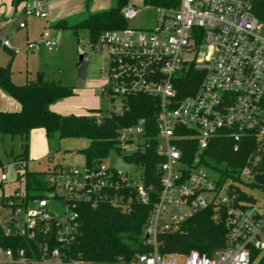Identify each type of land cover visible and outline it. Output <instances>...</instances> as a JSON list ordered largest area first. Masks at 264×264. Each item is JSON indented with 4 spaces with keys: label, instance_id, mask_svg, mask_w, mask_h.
Instances as JSON below:
<instances>
[{
    "label": "built area",
    "instance_id": "2783aa9c",
    "mask_svg": "<svg viewBox=\"0 0 264 264\" xmlns=\"http://www.w3.org/2000/svg\"><path fill=\"white\" fill-rule=\"evenodd\" d=\"M254 1L142 0L121 7L126 22L148 10L155 12L154 19L148 27L104 30L91 45L105 58L101 91L117 99V112L132 95L156 101L153 124L141 118L119 130L125 148L139 137L132 154L149 147L153 125L155 179L147 181L133 163L137 178L103 161L80 166L60 161L28 187V160L15 157L10 165L16 180L24 182L22 190L0 194V264H254L252 251H264V204L246 190L254 175L263 173L258 169L264 155V22L252 11ZM46 5L47 0H27L6 22L14 24L19 15L46 19ZM25 26L18 22L19 28ZM0 41L10 48L5 34ZM41 41L48 51L56 44L49 30L41 33ZM27 46L35 49L38 43ZM77 55L88 63L81 46ZM189 81L193 88L186 87ZM216 138L230 139L234 152L242 144L250 148L239 180L199 164ZM183 142L195 145L190 163L183 160ZM0 166L1 188L9 177ZM238 190L250 199H241ZM134 204L149 207L142 234L147 251L97 261L74 250L87 209L129 213ZM208 208L225 228L223 247L211 254L160 251L163 237L181 231Z\"/></svg>",
    "mask_w": 264,
    "mask_h": 264
},
{
    "label": "trees",
    "instance_id": "16d2710c",
    "mask_svg": "<svg viewBox=\"0 0 264 264\" xmlns=\"http://www.w3.org/2000/svg\"><path fill=\"white\" fill-rule=\"evenodd\" d=\"M27 0H12L17 6ZM126 0H116L111 8L90 13L78 20H60L52 25L56 29H69L78 41L79 32L86 31L87 42L95 44L102 31L118 29L126 26L121 17L120 9ZM252 11L264 22V0H255ZM189 85V86H188ZM193 83L187 86L193 88ZM0 88L20 103L18 111H0V133L19 136L24 141L32 129L42 128L47 137L56 134L59 139H86V146L79 149L86 164L104 160L111 150H119V130L135 124L144 118L153 124L157 115L155 99L145 95H132L126 99L122 112L110 111L100 114L91 109L85 115H61L50 110L49 106L59 99L73 95V89L50 80L43 72H37L24 84H15L10 78V66H0ZM185 88V87H184ZM154 128L150 127L147 138L149 147L145 151H136L123 156L129 164H134L143 170L147 181L155 179L158 162L154 152ZM183 160L191 162L195 154V145L181 143ZM244 144L238 152L232 150V141L228 138H216L210 141L208 147L200 155L199 164L219 172L225 177L237 181L241 168L246 164L249 155ZM27 144H23V155ZM20 156V155H19ZM1 164V162H0ZM259 171L264 173V155ZM41 171L26 172L27 186L31 178ZM149 178V179H148ZM249 187L259 188L264 193V186L251 183ZM239 191V190H238ZM240 197L250 199L245 191H239ZM148 206L134 204L129 213H120L108 207L96 211L87 209L81 217V232L74 250L82 253L85 258L97 261H109L116 256L131 257L137 252L147 251L142 243L143 227ZM213 209L208 208L189 219L181 231L163 237L161 252H189L194 249L200 253L211 254L215 249L225 245V228L223 224L212 219ZM0 240H2L0 233ZM254 264H264V251H252Z\"/></svg>",
    "mask_w": 264,
    "mask_h": 264
},
{
    "label": "rangeland",
    "instance_id": "374dc122",
    "mask_svg": "<svg viewBox=\"0 0 264 264\" xmlns=\"http://www.w3.org/2000/svg\"><path fill=\"white\" fill-rule=\"evenodd\" d=\"M73 1L76 12L71 16L72 20L81 19L90 13L107 10L116 4V0ZM126 2L137 5L142 4V0H126ZM154 15L155 12L152 10L144 11L135 19L126 22V26L148 27L151 25ZM21 20H26L28 22V40H36V42L39 43L38 48L34 50L33 53L28 49L25 30L17 29L18 22ZM48 21L50 22V20ZM44 30H49L51 38H53L54 29H52L45 21L38 19L37 17L26 18L19 15L8 35L10 49H12L13 55H11L10 49H4L3 46L0 45V65L5 66L8 64L10 66V75L13 73L15 79L23 76L25 70L34 71L36 69L44 68L48 73L58 75L63 83H70L73 76L74 78L77 76V68L76 71H74V66L78 57L77 48L78 46H81L88 59L87 70L81 88L77 87V82H74V84L70 86L73 89L71 102L73 105L80 107L82 111L86 113L91 109L98 110L102 115L110 111L117 112V99L113 101L111 98L103 95L101 91L106 76L105 58L101 53L94 51L92 45L87 42L86 31L81 30L79 32V38L77 41L70 30H63L61 40L54 45L52 51H48L39 36L40 32H43ZM120 134L121 133L119 132V136ZM31 137L32 135L29 132L27 140L24 141L19 136L3 135L0 133V162L3 167H6V173L9 177L8 183L2 184L0 194L8 193L16 188L23 189L24 179H21L19 182L16 180V172L10 164L15 157L23 155V144L25 143L27 144L26 153H28L31 144H33ZM44 138H46L47 142L46 148L48 149V152L52 154L53 160L48 161L46 158L44 159V156L36 165H29V170L44 171L47 169L48 165L60 161L69 166H80L84 164L85 158L79 149L86 146L88 140L75 138L59 139L56 134L51 137L44 135ZM138 141L139 137L134 136L133 145L130 144L127 146L128 148L123 147V144L120 143V149L111 150L108 156L102 160L103 163L107 166H113L125 170L131 176L137 178L138 171L136 170V167L127 163L123 156L131 153L134 149V144L138 143ZM42 144L43 143L39 146V141L36 140L34 142V147L37 149L36 151L42 150ZM38 180H43V177L40 174H36L35 177L31 178L30 186L33 187ZM246 190L255 196L260 205L264 204V193L259 188L248 187Z\"/></svg>",
    "mask_w": 264,
    "mask_h": 264
},
{
    "label": "crops",
    "instance_id": "0c3cea01",
    "mask_svg": "<svg viewBox=\"0 0 264 264\" xmlns=\"http://www.w3.org/2000/svg\"><path fill=\"white\" fill-rule=\"evenodd\" d=\"M17 7L18 5L14 6L12 4V0H0V34H5L7 39H8L10 30L14 26V24H8L6 22V19L8 17H13L15 15V9ZM74 8H75V4L73 0H47V5H46L47 18L46 19L38 18V19L45 21L47 24H49V26L52 29H54L53 39L55 40L56 43H58L61 40L62 35H63V30H69V29H56L52 27V25L60 20H64V19L72 20L71 16H73L74 13L76 12ZM48 20H50V22ZM24 21L26 23V26L24 28H19L17 26V29L25 30L27 42H32V41L36 42V40H28V35H27L28 22L26 20ZM41 33L42 32H40L39 34L40 38H41ZM0 45H2L1 41H0ZM3 48L10 49L4 46ZM37 48L38 47H36L35 49H31L30 51L33 53L34 50H36ZM10 50H11V55H13L12 49ZM77 67H78V64L76 62L74 66V71H76ZM37 72H43L47 79L58 80L60 81L61 84L66 85V86H72L74 82L75 83L77 82V76H75V78L73 76L72 81L70 83H63L62 79L59 78L58 75L56 74L54 75L53 73H48L47 71L44 70V68L36 69L34 71L25 70V74L21 77H18V79H15L13 76V73H11L10 78L13 83L20 85V84L26 83V81H28L30 78H33ZM71 99H72V96L59 99L55 101L54 103H52L49 106V108L51 111L57 114H61V115H69V114L85 115L87 114L86 112H83L80 107L73 105V103L71 102ZM20 107H21L20 103L16 99L11 97L6 91L0 88V111H8V112L18 111ZM30 134L32 135L31 140L33 144H31V148L30 150H28V153L25 154L28 160V166L36 165L37 163L40 162V160H42L44 156H45L44 159L46 158L48 160V157L52 155L51 153L48 152V149L46 148L47 142H46V138H44L45 132L42 128L32 129L30 131ZM36 140L39 141V146L41 143H43L42 150L36 151L37 149L36 147H34V142Z\"/></svg>",
    "mask_w": 264,
    "mask_h": 264
},
{
    "label": "water",
    "instance_id": "95a60500",
    "mask_svg": "<svg viewBox=\"0 0 264 264\" xmlns=\"http://www.w3.org/2000/svg\"><path fill=\"white\" fill-rule=\"evenodd\" d=\"M77 87L81 88L83 86L84 78L87 70V62L83 59V56L79 55L77 57ZM256 184L264 186V173L255 174L253 178Z\"/></svg>",
    "mask_w": 264,
    "mask_h": 264
}]
</instances>
